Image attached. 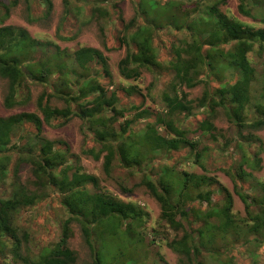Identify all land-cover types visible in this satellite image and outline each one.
Wrapping results in <instances>:
<instances>
[{
	"label": "trees",
	"instance_id": "16d2710c",
	"mask_svg": "<svg viewBox=\"0 0 264 264\" xmlns=\"http://www.w3.org/2000/svg\"><path fill=\"white\" fill-rule=\"evenodd\" d=\"M25 1L29 11L44 7L42 18L52 13V0ZM63 1L66 28L59 27L57 34L62 40L75 38L71 33L78 22L97 20L104 36L116 22L119 35L112 37L127 51L118 64L117 84L101 50L62 48L5 25L21 0H0L5 106L27 104L32 85L44 88L35 112L0 116V188L11 180L0 197V264H78V252L70 247L74 224L81 228L92 264H142L144 251L147 263L160 259L162 264L155 250L161 244L187 264H264V177L253 173L262 160L258 151L250 155L246 148L258 140L238 143L233 152L239 157L221 166L245 206L247 217H241L233 193L209 174L220 149L212 117L199 127L212 135L208 145L190 138L183 125L200 109L214 115L224 108L241 130L264 129V62L255 61L264 57L262 0H239L240 13L254 23L222 11L226 0H132L136 13L129 21L117 6L121 0ZM31 16L33 22L38 17ZM166 31L176 39L169 45ZM148 73L155 81L169 77L159 113L142 110L144 102L132 103L150 90L152 85L142 86ZM202 85L203 96L189 100L188 91ZM75 119L89 139L83 153L102 161L103 174L117 182L119 193L85 172L80 155L66 143L44 137L45 126L64 127ZM24 164L33 188L21 177ZM139 188L159 204V218L151 220L148 209L132 199ZM45 201L58 208L57 230L54 241L41 243L36 225L24 228L22 222L30 223L31 213ZM246 248L250 254L239 258Z\"/></svg>",
	"mask_w": 264,
	"mask_h": 264
},
{
	"label": "rangeland",
	"instance_id": "374dc122",
	"mask_svg": "<svg viewBox=\"0 0 264 264\" xmlns=\"http://www.w3.org/2000/svg\"><path fill=\"white\" fill-rule=\"evenodd\" d=\"M167 1V0H164ZM53 2V10L48 18H42L45 12V8L39 5L34 6L31 11L28 10L25 0H21L19 6L15 8L10 15V19L6 21L5 25L14 26V27H22L27 29L31 35L50 40V41H57L60 43L62 48H72L76 49L79 46H86L92 47L101 50L105 56L109 58L110 69L114 76V81L116 80L117 84L119 83V78L117 76V68L120 60L125 57L127 46L124 44H120L117 41L118 31L120 30L119 24L113 22L111 26L107 27V36H104L100 24H98L97 20H93L89 24H84L83 22H78L74 26V32L72 34H76L75 38L68 41L62 40L57 34L59 27L64 26L63 15H64V1L63 0H52ZM136 1L133 2L132 0H121L117 6L123 12V16L126 20H131L135 13H136ZM264 4V0H262ZM240 2L239 0H226V3L221 6V10L229 15L236 17L244 22L254 23L252 20L244 17L239 10ZM264 13V12H263ZM34 15L35 18L39 17L40 20L35 19L33 22L30 19ZM85 15V14H84ZM41 17V18H40ZM68 29V26H67ZM112 35H117L116 37ZM163 39L165 41V45H169L171 40H176L170 32L166 31L163 35ZM104 43L107 45L105 46ZM106 48H105V47ZM167 47V46H166ZM167 51V49H166ZM165 52V51H163ZM166 59V57H164ZM255 61H259L260 63L264 62L263 58H255ZM152 85V86H151ZM143 87L147 88L150 87V90L146 89L143 92L144 98H135L132 103L141 104L144 102L142 106V110L150 108L151 110H155L156 113H159L163 109V95L165 88L170 86L169 77L164 76L158 81H155L152 74L148 73L144 76L143 80ZM42 86H31L32 96L27 104L22 106H17L15 108L9 109L5 106V98L8 94V85L7 82L0 78V116L9 117L12 115L20 114L23 112H30L33 113L36 111V101L39 95L43 92ZM205 86H200L194 90H189L188 93L190 95L189 100L197 101V99L201 98L205 91ZM212 117L210 121L214 123L217 130L215 131L216 135H220V144L219 150L214 154L213 160L211 161L209 168V174L211 177L215 176L222 185L226 186L234 195V210L235 213L241 217H247V213L245 210V206L241 202L240 198L235 193V184L233 179L226 174L222 169L221 166L225 161H230L231 158L239 157V153L233 152L234 148L238 147V143H249L252 141L258 140L257 146L250 147L249 144L246 148L250 149L251 154H255L258 151V155L262 160L261 169L253 172L256 177H264V129H255L251 128L250 126L245 127L241 130L237 125L233 123V119H231L230 115L228 114L227 110L224 108H218L215 114L207 113L203 109L196 111V115L189 119L183 120V117L180 119L183 120V125L186 129H189V137L193 139H199L202 145H208L213 141L212 135L210 134H202L199 130L201 123ZM251 118V117H250ZM254 119V118H251ZM164 131H162L163 133ZM44 137L49 140L54 141H63L66 143L73 153L80 155L81 159V166L84 168V171L90 174H95L100 176L102 179V184L109 187L111 190L119 193L117 182L113 179L107 178L102 172V161H96L91 156L85 155L83 153L84 150L89 148V139L83 129L82 123L75 119L69 124L64 127H44ZM217 146V145H216ZM227 148V151L224 149ZM229 148V149H228ZM238 150V149H237ZM182 161H184L185 153L180 154ZM176 160H180V157H177ZM175 163V162H173ZM15 160H13L10 166V173L9 179L13 176V169H14ZM177 164V163H175ZM179 165V164H178ZM249 171H252L251 169ZM21 177L25 183L32 187V176L31 170L28 165L24 164L21 168ZM11 180L7 181L6 184H3L0 188V197L2 192L6 188ZM249 188V187H247ZM251 193V189L247 191ZM134 201H137L140 205L145 206L148 210L147 212L150 214V219L154 220L159 218L161 215V208L159 204L148 195V192L143 189L139 188L135 190V193L132 196ZM49 202H42L38 205V207L33 211L32 218L29 219V222H22V225L27 227L28 225L33 222L38 228V232H42V237L40 238L41 243L52 242L55 240V228L56 226V212L55 205L48 206ZM205 209V208H204ZM62 214V212H60ZM55 217V219H53ZM25 219H28L27 217ZM52 219V220H51ZM151 222V221H150ZM152 223V222H151ZM33 226V225H32ZM34 228V227H33ZM73 238L70 240V247L78 252L79 262L78 264H92V256L87 246L85 239L81 233V228L78 224L73 225ZM34 250V249H32ZM155 250L158 252L159 257H163L165 263L162 264H187L182 263L179 260L177 254H175L172 250H170L165 244H161L160 247H155ZM248 250L253 251L255 250L254 246H250ZM247 248L240 254L238 253L239 258L247 257L250 252ZM239 251H241L239 249ZM145 251L140 256V263L142 264H151L147 263L145 258ZM1 259V258H0ZM225 259V258H224ZM160 264V259L158 260ZM236 264L237 261H236ZM247 264V263H246Z\"/></svg>",
	"mask_w": 264,
	"mask_h": 264
}]
</instances>
